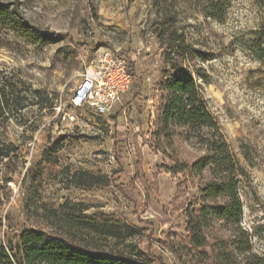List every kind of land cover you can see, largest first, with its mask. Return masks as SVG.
I'll return each mask as SVG.
<instances>
[{
    "label": "rangeland",
    "instance_id": "rangeland-1",
    "mask_svg": "<svg viewBox=\"0 0 264 264\" xmlns=\"http://www.w3.org/2000/svg\"><path fill=\"white\" fill-rule=\"evenodd\" d=\"M4 1L57 35L30 43L0 25V81L26 105L0 113V239L15 261L23 260L25 229L49 231L45 209L79 215L76 204L83 203L84 215L121 231L109 243L126 253L148 264H202L187 248L185 229L184 206L196 182L168 172L171 159L152 146L157 85L167 73L163 25L213 54L192 67L204 70L201 94L244 168L241 226L252 252L264 258V59L253 47L262 0ZM104 49L120 53L136 76L111 115L70 104L82 71ZM202 153L186 142L179 157ZM83 170L109 184L79 186Z\"/></svg>",
    "mask_w": 264,
    "mask_h": 264
},
{
    "label": "trees",
    "instance_id": "trees-1",
    "mask_svg": "<svg viewBox=\"0 0 264 264\" xmlns=\"http://www.w3.org/2000/svg\"><path fill=\"white\" fill-rule=\"evenodd\" d=\"M0 25L30 43L57 40L53 32L33 25L12 1L0 0ZM158 30L166 44L167 73L157 85L152 146L171 159L172 165L165 166L168 172L196 182L197 191L184 206L187 248L202 264H248L250 258L256 260L250 264H264V258L252 252L250 236L241 226L244 204L239 188L244 168L201 94L197 77L206 78L204 70L192 67L213 54L193 48L176 27L163 25ZM253 47L264 59V21L255 32ZM128 68L132 71L129 64ZM15 92L14 86L0 81V113L26 107L17 105ZM186 142L197 143L203 153L192 160L180 158V146ZM76 177L85 188L109 184L108 177L88 170L77 172ZM76 206L79 215L45 209L42 216L49 231L29 228L21 233L20 262L0 239V264H148L109 243V238L123 237L119 229L84 215L87 205Z\"/></svg>",
    "mask_w": 264,
    "mask_h": 264
},
{
    "label": "built area",
    "instance_id": "built-area-1",
    "mask_svg": "<svg viewBox=\"0 0 264 264\" xmlns=\"http://www.w3.org/2000/svg\"><path fill=\"white\" fill-rule=\"evenodd\" d=\"M135 80L136 76L129 70L127 60L116 51L104 49L82 71L80 84L70 104L74 108L88 105L98 114L111 115ZM67 115L74 118L73 115ZM140 128V125H136L135 130L139 131Z\"/></svg>",
    "mask_w": 264,
    "mask_h": 264
}]
</instances>
